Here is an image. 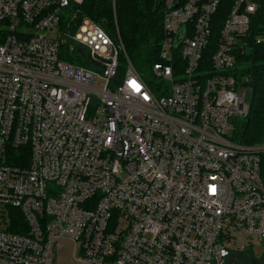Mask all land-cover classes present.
Listing matches in <instances>:
<instances>
[{"label": "built area", "instance_id": "1", "mask_svg": "<svg viewBox=\"0 0 264 264\" xmlns=\"http://www.w3.org/2000/svg\"><path fill=\"white\" fill-rule=\"evenodd\" d=\"M83 2L0 0V264L264 260V145L227 134L258 0H163L160 62L120 78Z\"/></svg>", "mask_w": 264, "mask_h": 264}, {"label": "trees", "instance_id": "2", "mask_svg": "<svg viewBox=\"0 0 264 264\" xmlns=\"http://www.w3.org/2000/svg\"><path fill=\"white\" fill-rule=\"evenodd\" d=\"M80 9L83 16L116 31L123 47L117 78L127 61L142 77L150 75L152 65L160 62L163 0H84ZM258 38L260 43L255 42ZM245 41V51H236L235 72L238 79L247 80L252 97L248 115L235 122L234 139L251 146L264 144V0H258ZM260 176L264 184V152L260 155ZM242 254L251 256L248 252L237 255Z\"/></svg>", "mask_w": 264, "mask_h": 264}, {"label": "rangeland", "instance_id": "3", "mask_svg": "<svg viewBox=\"0 0 264 264\" xmlns=\"http://www.w3.org/2000/svg\"><path fill=\"white\" fill-rule=\"evenodd\" d=\"M109 32L114 33V30H109ZM116 34V31H115ZM251 91H247L246 93V102L250 104L251 102ZM227 134L229 135L230 138L234 139V133L233 131H228ZM235 141V140H234ZM236 142V141H235ZM255 145H264L263 143H257L251 146ZM71 245L65 241L59 242V253L56 259L55 264H73L71 261ZM253 255L249 254H242V255H237L235 257H232L226 264H249L250 262H257L261 260V256L259 252V247L254 248L253 250Z\"/></svg>", "mask_w": 264, "mask_h": 264}, {"label": "flooded vegetation", "instance_id": "4", "mask_svg": "<svg viewBox=\"0 0 264 264\" xmlns=\"http://www.w3.org/2000/svg\"><path fill=\"white\" fill-rule=\"evenodd\" d=\"M249 264H264V260H260V261H257V262H250Z\"/></svg>", "mask_w": 264, "mask_h": 264}, {"label": "snow or ice", "instance_id": "5", "mask_svg": "<svg viewBox=\"0 0 264 264\" xmlns=\"http://www.w3.org/2000/svg\"><path fill=\"white\" fill-rule=\"evenodd\" d=\"M133 87H137L135 84H133Z\"/></svg>", "mask_w": 264, "mask_h": 264}]
</instances>
